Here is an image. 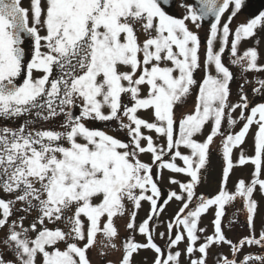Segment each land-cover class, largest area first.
<instances>
[{
  "label": "snow or ice",
  "instance_id": "obj_1",
  "mask_svg": "<svg viewBox=\"0 0 264 264\" xmlns=\"http://www.w3.org/2000/svg\"><path fill=\"white\" fill-rule=\"evenodd\" d=\"M173 6L183 14H169ZM244 6L245 0H0V264H93L94 249L99 264H135L141 251L153 253L151 264H208L211 249L224 246L228 254L217 252L213 264H264L261 254L240 258L245 247L264 250L253 198L257 189L264 196V103L250 107L248 79L231 101L235 75L225 63L230 56L242 73H264L257 32L264 31V11L231 27ZM25 38L32 42L28 60ZM249 39L252 46L240 54ZM256 83L252 91L264 93V79ZM190 97L191 111L177 118ZM254 124V155L246 157L241 146ZM216 138L223 183L208 198L197 187ZM249 163L251 181L240 179L229 192L230 172ZM165 170L185 179L170 175L178 190L162 199ZM238 198L249 235L233 242L222 218ZM170 202L179 207L158 231ZM210 209L213 232L206 234L200 225ZM114 251L115 262L108 259Z\"/></svg>",
  "mask_w": 264,
  "mask_h": 264
},
{
  "label": "rangeland",
  "instance_id": "obj_2",
  "mask_svg": "<svg viewBox=\"0 0 264 264\" xmlns=\"http://www.w3.org/2000/svg\"><path fill=\"white\" fill-rule=\"evenodd\" d=\"M234 21V20H233ZM232 27V26H231ZM233 29V27H232ZM209 32V26L206 27L205 29H200L199 30V35L201 38V45H202V51L204 48V43L206 40V37ZM258 35L262 38V46L263 50L260 52L261 54L264 53V31L258 32ZM253 40L249 39L247 41H241L240 45L238 46L239 51L246 50L249 46H252ZM241 53V54H242ZM230 59L226 57L225 58V63L230 66V70L234 73L235 79L231 83V90H232V95H231V101L236 102L238 100V85L243 83L244 79H248L251 81V85L245 84V91L246 94L249 97L250 100V107L255 106L258 103H264V93H254L252 91V88L254 87H259V85L256 83L257 79H264V73H256V72H249V73H242L241 70L236 67V66H231L230 65ZM264 64V62H261ZM197 79H200L202 76V73H197L196 74ZM258 85V86H255ZM192 109V98H189V103L185 108H181L177 110V118L180 117V115L184 112L191 111ZM239 110H237V113H234V117L238 116ZM241 123L238 122L237 125L232 128L233 132H238L241 127ZM52 127V125H50ZM102 130L107 131L108 129L103 125ZM208 128H205V133H207ZM256 131V125L254 124L250 130L249 134L246 136L245 143L241 146L243 149V155L246 157H250L254 155V133ZM113 135H118L121 139H124L123 135L120 133L115 132L114 130L110 133ZM204 137L203 136H198V140H202ZM185 153H187V150L182 149ZM241 154V148L238 147L233 150V160L234 163L238 159L239 155ZM144 159H147V157H144ZM211 166L208 168V171L203 175L202 177V183L201 185H198L197 187V192L198 194H203L204 196L207 195L209 196L208 198L214 197L219 188L221 187L223 180H222V167H223V159H222V144L219 138H216L214 143L211 145ZM178 164H182V162L177 161ZM155 170V169H154ZM254 171V166L249 164H246L244 166H236L233 168V170L230 172L229 175V181L227 183V189L229 192L234 191V185L236 182L240 179L245 180L246 183H249L252 179V173ZM209 173H213L210 175H207ZM155 174V171H154ZM172 175L176 179L183 181L185 177L182 174H170L167 170L163 171L161 179L158 180V185L161 188L162 192V199H166V194L172 190H178L176 186L169 184V176ZM211 176H214L212 178ZM261 178H264L262 176ZM211 183V186L218 185L217 190L214 191L216 188L215 187H209L205 182ZM253 198L257 201L258 203V214L255 217V232L258 235L260 231L264 230V196L260 193V191L257 189L256 192H254ZM179 205L178 202H170L168 206L166 207V210L159 219L156 222V226L158 231H165L164 224L161 223V221L167 222L173 215V213L178 209ZM148 209V204L145 203L143 205V209L139 212V218L142 219L145 217V210ZM240 210V211H237ZM234 213L235 215V222L232 223L229 226V221L234 218ZM214 219V210L210 209L208 213L204 214L202 217L201 221V227H206L207 228V233L206 234H211L213 232V225H212V220ZM117 226L119 227V230L121 232V235H126L124 231V221L123 220H117L116 221ZM222 224L224 225V232L227 236L228 239H231L233 242H237L239 239H241L244 236L249 235V229L247 227L246 223V211L243 210V202L241 199H237L235 202L226 205V215L222 218ZM137 240H141L142 238L140 236L136 237ZM160 245H164L165 241L160 240L157 238L156 241ZM119 241H117V244L119 246ZM181 249H183L184 245L183 243L179 246ZM217 252H222L223 254H228L229 249L227 246H224L223 248L219 247H213L211 249V256L208 260V264H213V257ZM253 253V254H261L264 255V250L260 249L258 246H251V247H245L243 250V253L240 254V258L244 254L247 253ZM91 260L93 264H99L97 252L94 249L89 253ZM153 257V253L151 251H141L138 255L135 256V264H151ZM120 258V252L119 251H114L112 252L109 256L108 259L111 261H118ZM183 261L187 260V257L182 258Z\"/></svg>",
  "mask_w": 264,
  "mask_h": 264
},
{
  "label": "flooded vegetation",
  "instance_id": "obj_3",
  "mask_svg": "<svg viewBox=\"0 0 264 264\" xmlns=\"http://www.w3.org/2000/svg\"><path fill=\"white\" fill-rule=\"evenodd\" d=\"M23 3H24V6H27V0H23ZM167 11L169 12V14H172L176 17H179L183 14V9H181L178 6L169 7V8H167ZM261 11H264V0H245V6L242 7V10L234 18V21H233L231 26L233 27V29H235L236 26H238L241 23H246L250 18H253L255 15H257ZM208 26L209 25H207V24H203V26L201 28L205 29ZM257 32H261V31L258 29ZM24 46L26 49V60H28V59H30L31 49H32V42L30 41V39L25 38V45ZM258 50L260 52L263 50L262 41L259 44ZM239 53L241 54L242 51H239ZM261 55H262V57H264V53ZM228 58H231V57L228 56ZM261 62H264V58H262L260 60V63ZM255 86H258V85H255ZM0 123H2V121H0ZM103 125L104 124L101 122H88V126L91 128H102ZM44 127L48 128V127H50V125L44 124ZM154 171L156 172V170H154ZM210 174H213V173H209L207 175H210ZM211 177L215 179L214 176H211ZM154 178H155V174H154ZM205 184H207V186H209V187H215L216 189L214 191L217 190L218 185L211 186V183H207V181L205 182ZM205 197H209V196L205 195Z\"/></svg>",
  "mask_w": 264,
  "mask_h": 264
},
{
  "label": "water",
  "instance_id": "obj_4",
  "mask_svg": "<svg viewBox=\"0 0 264 264\" xmlns=\"http://www.w3.org/2000/svg\"><path fill=\"white\" fill-rule=\"evenodd\" d=\"M209 20H211V18H209ZM203 24H207V25H209V23H208V22H205V23H203Z\"/></svg>",
  "mask_w": 264,
  "mask_h": 264
}]
</instances>
